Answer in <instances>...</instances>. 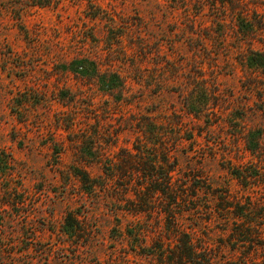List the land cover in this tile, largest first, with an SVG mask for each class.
I'll list each match as a JSON object with an SVG mask.
<instances>
[{
  "label": "rangeland",
  "instance_id": "1",
  "mask_svg": "<svg viewBox=\"0 0 264 264\" xmlns=\"http://www.w3.org/2000/svg\"><path fill=\"white\" fill-rule=\"evenodd\" d=\"M35 1L0 0V264H264V0Z\"/></svg>",
  "mask_w": 264,
  "mask_h": 264
},
{
  "label": "trees",
  "instance_id": "2",
  "mask_svg": "<svg viewBox=\"0 0 264 264\" xmlns=\"http://www.w3.org/2000/svg\"><path fill=\"white\" fill-rule=\"evenodd\" d=\"M36 3L35 4H39V5H47V4H49L47 1H45V0H41V1H35ZM255 55H258L259 57H256V59H255V57H252V61H251V64L252 65H264V56L263 55H261V54H255ZM124 167V166H123ZM157 177H153V179H156ZM152 179V180H153ZM88 182H89V180H88ZM170 183H171V181H170ZM90 184H94L93 183V181H91L90 182ZM165 192V191H164ZM167 193V192H166ZM71 217V219H72V215H70L69 216V218ZM76 222H68V226H70L72 229H70V230H72V231H68V233H70V234H72L73 233V231H75V230H73V228L76 226ZM157 248H159V250H160V252H161V254L160 255H162V256H164L165 257V253H164V250H162V248L161 247H157ZM156 253H157V251H156ZM153 254H155V252H153Z\"/></svg>",
  "mask_w": 264,
  "mask_h": 264
}]
</instances>
